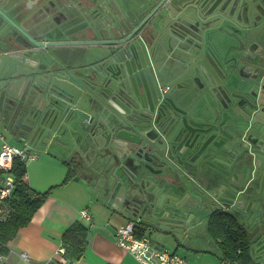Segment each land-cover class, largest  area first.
I'll use <instances>...</instances> for the list:
<instances>
[{"label": "flooded vegetation", "instance_id": "1", "mask_svg": "<svg viewBox=\"0 0 264 264\" xmlns=\"http://www.w3.org/2000/svg\"><path fill=\"white\" fill-rule=\"evenodd\" d=\"M125 7L130 10H137V15L146 13L139 19L136 25H126L124 28L134 31L140 22L155 8L156 4L163 0H121ZM151 1H156L154 4ZM170 0H165V2ZM182 5L191 3L198 10V18L189 20L187 31L191 34L205 36L202 42L206 41V56L204 61L209 65L214 63L213 48L221 45L224 50H229V57L239 59L240 65L228 78L224 91H220L217 97L212 94L204 97L199 88L201 81L194 83L185 76L174 77L173 73L181 72V64L176 61V54L171 53V49L165 41L168 35H179L182 32L177 28L175 22L168 23L163 36L158 40L144 41V48L140 53L141 71H144L147 79L146 89L148 97L145 98L141 91H137L136 96H132L127 101L115 95L120 91L116 73H109L104 69V65L97 63V71H103L101 78L91 77L88 81L81 80L85 84L84 90L97 95H110L114 98L111 101L113 107L119 112L121 108L140 111L139 120L136 123L127 122L129 126L125 129L131 133L133 141L142 143L163 142L172 139L170 129H182L187 126L193 133H201L204 140H211L214 145L223 146L238 131H232L231 123L234 115L240 118L242 125L239 128L241 136L246 146V179H254L255 185L259 188L258 169L253 173V166L264 164V0H173ZM122 4L120 0H0V21L6 33L2 37L0 44V54L5 55L3 62L9 64L10 70L3 69L0 73V87L6 94L2 102L0 101V114H2L9 124V131L21 139V142H31L41 138L44 130L57 126L56 124L43 121L41 125L31 124L30 127L21 126L20 114L27 107L29 98L39 97L41 92L40 75L44 73L53 74L57 60L54 56L53 44L58 40L59 34H65L64 41L70 46L64 51L66 57L73 60H90L88 44L96 42L97 38L92 37L89 28L92 20L107 11L109 8L111 17L119 18L122 14ZM109 7V8H108ZM99 21V20H98ZM123 24V22H121ZM104 26V22L100 21ZM42 44L47 50L48 57L45 59L47 68L41 61V53L38 44ZM76 43H82L76 45ZM41 47V49H42ZM179 54V53H178ZM50 57V58H49ZM17 59V60H16ZM11 60L18 62L16 67ZM95 67V66H94ZM172 75L166 79V75ZM165 78V79H164ZM1 81V80H0ZM17 95V97H15ZM118 98L119 104L116 101ZM86 99H90L87 97ZM68 102V101H66ZM86 103L88 101H85ZM91 101L89 100V103ZM40 103V102H39ZM36 107H30L29 113H36ZM94 107L96 102H91ZM69 104V103H67ZM119 118L125 115L112 109ZM113 119L112 121H114ZM83 121V120H82ZM81 121V122H82ZM221 125V127H219ZM45 126V128H43ZM80 128L84 129L81 124ZM79 128V129H80ZM90 126L89 129H91ZM219 128V129H218ZM120 129H118L119 131ZM112 133H104L103 155L110 158L107 167L109 172L116 171V180L110 179L109 175H103L99 179L102 195L106 188L112 187L117 192L118 203L121 209L125 208V213L130 215L134 222L138 223L137 230L143 229L144 218H149V213H141L145 206L128 207L127 200L123 192L132 189L136 185V174L142 170L149 174L150 161L148 156L137 153L136 161L133 162L127 154L132 144L126 146L116 145L111 138ZM60 132H54L49 140L58 138ZM108 140V141H107ZM89 162L90 150L83 151L76 145L75 148ZM83 152V153H82ZM123 156L118 157L119 154ZM94 154V153H93ZM80 157V156H79ZM83 159V160H84ZM91 167V166H90ZM200 167L203 171L212 170L213 167L225 172L223 164L216 163L209 159H202ZM77 168L87 173L89 179L94 184L97 177L93 172H88L85 166ZM84 168V169H83ZM85 173V174H86ZM190 173L196 176L197 180H202L200 173L195 167L190 169ZM108 178L110 180H108ZM252 187L246 181V205L232 207L230 197L233 190L226 186L220 192L221 202L219 208H214L209 213L207 228L210 220L216 213H223L226 217L234 218L239 222L248 236L249 250L253 264H264V232L260 237V231L264 230V212L255 217L252 200L264 196V193H252ZM176 192L178 190L176 189ZM110 193V192H109ZM250 194V195H249ZM108 197V195H105ZM110 202V200H109ZM192 203V209L188 210L185 222L190 224L195 217L201 216L203 212L202 204L205 201ZM127 209H130L128 212ZM164 206H156L155 215L163 212ZM205 212V211H204ZM140 216L141 219H140ZM165 217H157L155 227H161ZM260 221L262 224L258 231L253 222ZM154 227V228H155ZM153 229V228H152ZM145 231V230H144Z\"/></svg>", "mask_w": 264, "mask_h": 264}, {"label": "water", "instance_id": "2", "mask_svg": "<svg viewBox=\"0 0 264 264\" xmlns=\"http://www.w3.org/2000/svg\"><path fill=\"white\" fill-rule=\"evenodd\" d=\"M155 2L151 1L152 4ZM120 3L123 5L121 8V14H123L120 16L123 24L119 18L114 17L113 19L111 17L109 12L112 13V11L109 7L107 11L97 17L98 19L90 22L93 25L89 28L90 34L97 40L88 44V51L85 52L84 58L89 54V50L91 58L90 61L87 60L89 61L87 64L70 65L72 59L66 57L64 51L70 44L64 41L65 34H59L58 40L53 44L54 56L57 60L54 72L53 74L46 72L40 75L42 84L40 95L29 98L27 107L22 115L20 114L21 126L31 128V124L41 125L40 123L43 121H47V123L60 122L65 119L67 112H69L68 117L80 115L81 110L77 106L67 104L70 103V98L76 97V90L71 89L72 87L81 92L76 103L84 97V99L90 97L91 102L97 103L92 108L97 111L93 129L96 128L99 135L104 139L106 138L104 133H112L111 138L117 146L132 144L127 156L134 163L137 153L144 154L145 157L148 156L149 158L151 164L148 168L149 174L139 170L136 174V185L123 192V195L126 194L128 197V207L144 205L145 209L141 215L143 216L145 212L149 213V218H144L146 225L154 228L157 217H165L161 227L154 229L164 233L166 231L169 235L180 233V236L187 238L189 224L185 222V217L188 210L192 209V203H199L203 199H207L212 205L219 207L220 195H222L220 192L228 186L233 190L229 202L231 206H245L246 181L252 187V193H264V164L253 166V173L258 169L260 175L258 176L259 181H261L259 188L255 185L252 176L248 180L246 179V158L242 156V153L246 155V146L239 131L242 125L240 120L242 116H233L232 131H238V133L236 132L223 146L214 145L211 140L205 141L201 133H192L187 126H182L181 130L173 126L169 131L172 139L165 144L163 142L149 144L137 142L131 139V133L125 128L129 126L127 122L136 123V120L140 119L138 118L140 111L134 110L132 112L130 109L123 108L124 104H121V112H119L111 104V101L114 100L113 97L103 95L100 92L95 95L85 91V84L81 80L86 82L91 77L97 76L98 79L101 78L102 74H106L104 71L103 73L97 71L98 63L104 65V69L108 67L106 70L110 74L116 73L115 77L120 91L115 92V95L127 101L133 95L136 96L139 90L147 98V79L144 71H141L139 63L140 53L144 48V42L141 38L144 41L158 40L163 36L167 24L171 22H175L177 28L182 32L179 35H168L165 38L171 53L176 51L181 56L176 59L181 64V72L179 74L173 73V76H185L194 83L197 81L196 79H199L201 81L199 88L204 97L209 94L217 97L220 91H224L223 88L228 78L239 67L240 61L236 57H229V50H224L221 45L213 48L214 63L211 62L208 65L204 61L206 41H202L205 36L203 34L194 35L187 31L189 20L198 18V10L191 3L182 5L173 0L161 1V3L156 4L155 8L148 13L132 33H130L131 28H124V24L136 25L146 11L137 15V10L133 11L125 7L121 0ZM100 21L104 22V26L100 24ZM2 26L3 23L0 21V44L3 43L2 37L6 36ZM78 44L82 43H76V45ZM38 47L41 53L40 59L44 62L43 66L47 68L48 64L45 61L48 57L47 50L40 43ZM4 59H6L5 55L0 54V73L5 68L10 70L6 60L3 62ZM11 61L14 67L18 65L17 61ZM85 71L87 74L84 73ZM76 72L80 73L76 75ZM0 80L2 82V79ZM65 85L69 87L68 90ZM5 95L8 97L10 94L8 91L6 94L3 92L0 98L1 102ZM115 99L119 104L120 100L116 97ZM36 103H39L36 113H29L31 111L29 108L36 107ZM112 109L125 115V117H117ZM113 119L115 120L112 121ZM118 129L120 130L118 131ZM91 138L94 140V137ZM74 146H76L75 143ZM237 153L239 154L237 155ZM121 156L123 155L119 154L118 157ZM202 159L212 160L214 164H223L225 172L214 167L212 170L203 171L200 167ZM192 167H195V170L200 173L202 180H197L196 176L190 173ZM176 189L179 193L176 192ZM251 203L254 205V216H260L264 212V196L261 199L258 197L252 200ZM161 204L164 206L163 212L155 215L156 206ZM129 210L127 209L128 212H130ZM261 224L260 221H256L252 223V226H255V230L258 231L260 227L263 228ZM263 232L262 229L258 237Z\"/></svg>", "mask_w": 264, "mask_h": 264}, {"label": "crops", "instance_id": "3", "mask_svg": "<svg viewBox=\"0 0 264 264\" xmlns=\"http://www.w3.org/2000/svg\"><path fill=\"white\" fill-rule=\"evenodd\" d=\"M172 53L179 56L176 51ZM89 61L73 60L70 65H84ZM81 72L83 71L81 70ZM79 73L76 72L75 74ZM84 73L87 74L86 71ZM65 88L69 89L66 85ZM1 89L0 87V98L3 93ZM71 89L76 90V97L70 98L69 104L77 106L81 113L76 117L75 115L68 117L69 112H67L63 121L50 122L51 124H56L58 132H60L59 144L53 149V155H47L39 159L36 155L37 151L31 148L28 142H24L28 152L35 155V159L31 162L32 168L36 167L39 169L41 165L43 166L47 163L52 165L57 163L61 168L57 167V170L51 172L49 176H44V173L41 176L37 174L31 176L30 173L28 174L26 165L24 181L28 187L38 193L48 192V197L33 214L29 224L19 228L6 241V252L0 254V264H139L130 254L115 243L116 229L134 219L125 213V208L121 209L116 190H113L112 187L106 188L104 195H102L101 185L103 182L99 181L101 176L109 175L111 181L112 179L116 180L117 176L116 171H112V174H105L109 172L108 168L102 173V167H97L98 156L102 154L105 146L103 145L104 138L101 144L96 141V139L100 140L102 136L99 135L96 128L93 129L97 111L92 109V103H89L90 99H84L85 97L76 103L81 92L73 87ZM4 98L5 96L3 100ZM85 101L88 102L86 103ZM63 107L66 106L63 105ZM80 124L84 129L80 128ZM8 126L7 120L5 121L4 116L0 114V149L6 140L4 132L10 130ZM90 126H92L91 129H89ZM72 131H76L78 137H81L80 141L74 140V143L81 148L84 146L83 151L90 150L88 153L90 157L87 158L89 163L85 161L86 159L83 158V160L77 155L80 151L78 152L75 149L76 146H74L73 151L71 147L61 143L64 142L61 138L62 135ZM91 137H94V140ZM14 138L21 142V139L16 136ZM51 142L52 140L48 141L45 151H47ZM14 147L20 148L22 145ZM104 156V160L110 161L107 155ZM77 164L85 166L88 172H93L94 177H97V181L93 184L87 173L85 172V174L82 169L77 168ZM90 166H96L98 169L89 170ZM110 179L108 178V180ZM105 195H108V197H105ZM123 196L128 198L126 194ZM202 201H205L202 204L204 209L202 214L206 211L208 220L209 213L214 208L219 207L212 205L207 199ZM82 211H86L89 214L90 218L88 221L81 217ZM191 223H188L187 238L180 236V233L169 235L166 231L164 233L158 229H152L145 223L142 231L138 229L136 232L138 231L139 233L141 231L140 234L149 241L150 239L147 236L153 235L158 242L164 243V246L158 247L150 241L153 246L166 248L175 254L179 252L177 255L184 257L189 264H239L237 261H232L235 254L223 251L220 238L211 236L205 229L203 231L199 230V232L197 230L193 231ZM76 224L87 230L84 252L77 259L71 257V254L75 255L77 253L80 243L73 244L69 240L67 245L68 252L63 244L64 234ZM21 254H27L29 260L26 262L21 257Z\"/></svg>", "mask_w": 264, "mask_h": 264}, {"label": "trees", "instance_id": "4", "mask_svg": "<svg viewBox=\"0 0 264 264\" xmlns=\"http://www.w3.org/2000/svg\"><path fill=\"white\" fill-rule=\"evenodd\" d=\"M11 175L15 180L16 188L13 192L8 207H10L9 219L0 223V254L6 252V241L19 229L29 224L33 214L48 197V192L38 193L30 189L24 177L26 166L19 160L13 162ZM142 231V229L140 228ZM140 231V232H141ZM136 232V237L142 234ZM207 232L215 238L221 239L223 251L235 254L232 261L239 264H253L249 250L248 236L243 227L234 218H229L223 213H216L208 224ZM87 230L81 225L72 226L63 236L64 248L68 252L67 245L80 243L77 253L71 254L73 258H80L85 249V237Z\"/></svg>", "mask_w": 264, "mask_h": 264}, {"label": "built area", "instance_id": "5", "mask_svg": "<svg viewBox=\"0 0 264 264\" xmlns=\"http://www.w3.org/2000/svg\"><path fill=\"white\" fill-rule=\"evenodd\" d=\"M25 146L24 143V146L17 148L4 142L0 149V223L7 221L11 214L8 205L16 188L15 180L10 173L13 162L19 160L26 166L28 160L35 159V155L28 152ZM80 215L87 221L90 218L86 211H82ZM137 226L136 222L129 221L118 227L115 232V243L139 264H189L184 257L166 248L153 246L146 237H136ZM21 257L26 262L29 260L27 254H21Z\"/></svg>", "mask_w": 264, "mask_h": 264}, {"label": "rangeland", "instance_id": "6", "mask_svg": "<svg viewBox=\"0 0 264 264\" xmlns=\"http://www.w3.org/2000/svg\"><path fill=\"white\" fill-rule=\"evenodd\" d=\"M227 51V49H226ZM172 75H166V79H169L171 78ZM56 132H58V127H53V128H49L46 130H44L43 134H42V137L41 138H37L35 140H32L31 142H29V145L31 146V148H33L34 150L37 151V157L40 159V158H43L47 155H53V149L58 146L59 142H58V138H55V139H52V142L50 144V146L48 147L47 151H45L44 149L46 148V144L48 143L49 139L51 138V135ZM4 137L6 138L5 142L9 145H14V146H18L20 147L21 145L23 146V142H18L16 138H14L15 136H13V134L9 131H6L4 132ZM63 139L64 142H61L65 145H67L68 147H71V149L74 151V140H77V141H80L81 137H78V134L76 133V131H72V132H67V133H64V135H62L61 137ZM96 141L101 144L103 143V138H101L100 140L96 139ZM58 142V143H57ZM62 146V145H61ZM32 149V150H33ZM82 150H84V146H82ZM78 156H80L81 159H83L84 157H82L81 153H77ZM104 155L103 154H99L98 156V161L96 162L97 163V167L98 166H101L102 169H101V172L104 173L105 169L108 168L107 167V163L109 160H104ZM33 160H28L26 165H27V170H28V174L30 173L31 176H34V175H39L41 176L43 173H44V176H49L51 174V172H55L57 170V167L58 168H61L59 167V165L56 163V165H52L50 163H47L45 165H41V167L39 169H37L36 167H31L32 165V162ZM89 163V162H88ZM96 165V164H95ZM96 166L95 167H89V170H93L94 169H98ZM207 212L205 211L201 216H198V217H195L191 223L192 225V230L194 231H203L204 229L206 230L207 228ZM192 232V231H191ZM147 236V235H146ZM151 243L160 247V246H164V243H160L158 242L154 237L153 235L151 236H147ZM169 248H171L170 246H168ZM173 249V248H171ZM179 254V252L177 253Z\"/></svg>", "mask_w": 264, "mask_h": 264}]
</instances>
